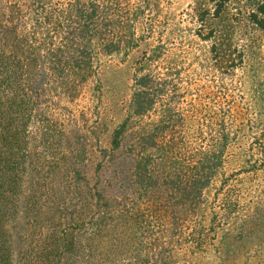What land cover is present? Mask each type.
<instances>
[{
    "label": "trees",
    "instance_id": "obj_1",
    "mask_svg": "<svg viewBox=\"0 0 264 264\" xmlns=\"http://www.w3.org/2000/svg\"><path fill=\"white\" fill-rule=\"evenodd\" d=\"M207 1L215 14L225 2ZM143 13L122 0H0V264H101L118 261L125 248L131 258L116 264H184L176 247L196 253L206 191L223 173L230 136L220 127L207 148L183 152V120L161 100L166 79L142 65L100 160L89 169L68 166L59 141L57 165L45 175L53 178L42 184L45 199H37L33 180L25 188L33 175L20 155L28 122L35 125L51 101L70 114L62 101L75 102L89 83L100 96L99 53L135 47V18ZM153 112L156 119L147 121ZM93 114L99 123L97 108ZM81 116L94 132L85 111ZM77 127L58 123L57 130L76 138Z\"/></svg>",
    "mask_w": 264,
    "mask_h": 264
},
{
    "label": "rangeland",
    "instance_id": "obj_2",
    "mask_svg": "<svg viewBox=\"0 0 264 264\" xmlns=\"http://www.w3.org/2000/svg\"><path fill=\"white\" fill-rule=\"evenodd\" d=\"M125 1L144 9L135 18L139 43L128 52L99 53L100 96H94L89 83L75 102L62 101L70 114L60 113L51 101L43 104L44 113L35 125L28 122L20 155L33 175L28 174L25 188L32 187L29 181L33 180L37 199H45L42 184L53 178L45 175L57 165L59 141L65 145L68 166L89 169L100 160L101 149L124 116L136 67L142 65L166 79L161 100L172 105L175 118L183 120V152L207 148L220 127L230 136L223 173L206 191L209 208L201 243L195 254L186 252L185 244L176 247L181 261L264 264V0H225L217 14L207 0H122V4ZM4 93L0 86L5 101ZM95 108L101 115L96 124ZM84 111L87 124L96 126L92 133L87 132L91 127L83 125ZM156 116L153 112L146 119L153 121ZM58 123L76 124L80 128L74 131L77 137L67 128L62 135ZM77 138L80 150L76 152ZM224 203L229 205L224 207ZM121 253L118 261L107 258L101 264L125 263L131 258L126 248Z\"/></svg>",
    "mask_w": 264,
    "mask_h": 264
}]
</instances>
